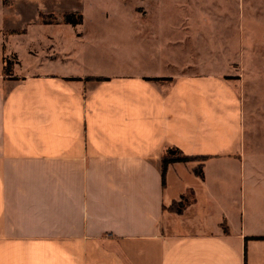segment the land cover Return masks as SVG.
Returning <instances> with one entry per match:
<instances>
[{
  "label": "crops",
  "instance_id": "crops-1",
  "mask_svg": "<svg viewBox=\"0 0 264 264\" xmlns=\"http://www.w3.org/2000/svg\"><path fill=\"white\" fill-rule=\"evenodd\" d=\"M5 48L0 264H264V169H251L262 182L258 213L247 216L243 202L238 216L225 208L236 173L242 194L250 159L231 75L204 65L192 74L30 72L18 59L5 75ZM168 148L207 155L203 176L193 172L199 162H175L162 183ZM182 196L183 211L169 210Z\"/></svg>",
  "mask_w": 264,
  "mask_h": 264
},
{
  "label": "rangeland",
  "instance_id": "rangeland-1",
  "mask_svg": "<svg viewBox=\"0 0 264 264\" xmlns=\"http://www.w3.org/2000/svg\"><path fill=\"white\" fill-rule=\"evenodd\" d=\"M74 12L81 23H65ZM0 27L11 28L0 37L2 60L18 59L30 72L164 75L204 67L231 75L244 100L250 159L245 189L240 194L236 173L225 208L238 216L243 202L247 216L258 213L262 182L252 166L264 169V0H0ZM214 207L216 216L221 206Z\"/></svg>",
  "mask_w": 264,
  "mask_h": 264
},
{
  "label": "trees",
  "instance_id": "trees-1",
  "mask_svg": "<svg viewBox=\"0 0 264 264\" xmlns=\"http://www.w3.org/2000/svg\"><path fill=\"white\" fill-rule=\"evenodd\" d=\"M63 20L65 23L69 24H79L81 23L82 17L80 14L77 13H65L63 15ZM12 71V63L9 60H6L4 62L3 66V73L5 75H10ZM86 80H94V81H101L105 80L106 78L104 77H98V76H88L85 78ZM151 80H164V79H170V78H149ZM208 158L207 155H186L182 153L180 150L177 148H168L166 151L162 154L161 156V177H162V183H164V175L165 171L168 167L169 164L175 163V162H191V161H196L199 162L194 168L193 172L202 177V163ZM190 202V199L186 196H182L179 201H173L169 206L168 209L172 210L176 213H181L186 206ZM254 239H261L263 237H252ZM245 260V258H244Z\"/></svg>",
  "mask_w": 264,
  "mask_h": 264
}]
</instances>
